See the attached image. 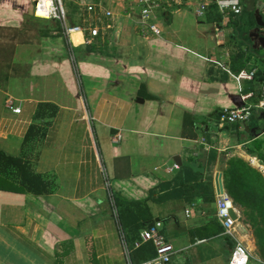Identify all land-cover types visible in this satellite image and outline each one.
<instances>
[{
  "label": "crops",
  "instance_id": "0c3cea01",
  "mask_svg": "<svg viewBox=\"0 0 264 264\" xmlns=\"http://www.w3.org/2000/svg\"><path fill=\"white\" fill-rule=\"evenodd\" d=\"M133 1L65 0L71 25H83L85 3L113 11L94 21L98 35L67 37L58 19L34 16V0H0V151L27 163L45 186L0 189V264H140L155 256L151 241L136 246L148 218L175 248L168 264H227L233 244L223 229L203 236L213 219L222 227L215 175L226 191V160L248 162L258 156L247 149L264 141V110H253L251 131L250 117L218 116L264 82V46L247 45L239 26L253 12L238 0L239 14L209 2L199 15L194 0H176L154 11L153 33L137 22ZM213 11L221 19L210 20ZM237 68L257 75L238 82ZM178 176L211 182L214 201L173 195ZM233 204L248 264H262Z\"/></svg>",
  "mask_w": 264,
  "mask_h": 264
},
{
  "label": "built area",
  "instance_id": "2783aa9c",
  "mask_svg": "<svg viewBox=\"0 0 264 264\" xmlns=\"http://www.w3.org/2000/svg\"><path fill=\"white\" fill-rule=\"evenodd\" d=\"M65 0H34L33 14L35 17L41 18H56L62 24V31L69 37L72 33H81L84 35L85 31L90 36L98 35L100 30L99 26L94 23L95 20L102 21V16L112 17L113 11L110 9L101 10L99 3L89 2L83 4L86 15L82 16V24H69L67 21V11L64 5ZM108 1V0H104ZM176 0H134L138 8L137 22L142 26L157 33V27L152 22L154 18V11L165 4H169ZM197 5V13L203 14L209 2L217 4L220 13L225 14L230 12L232 14H239L242 10V5L238 0H194ZM256 69H241L233 76L238 81L253 80L255 78ZM256 97V102L251 99ZM242 105L235 108H222L218 112L219 120L221 123H233L236 121H246L253 110H264V82L261 83L257 91H247L241 94ZM13 112H20L19 107H14L11 101L8 100L6 104ZM120 135L116 134L113 142H118ZM248 163L254 166L264 177V162L256 156L248 158ZM111 204L115 216H117V208L112 195ZM193 205V204H191ZM234 204L232 198L226 191L216 195V209L215 215L222 225L223 234L227 235L232 240V249L227 264H248L251 254L245 243L239 238L236 233L237 217L233 218L230 210L234 212ZM192 209L187 208L185 214L189 215ZM236 213V212H235ZM151 241L155 246V256L140 264H168L171 256L175 252L174 246L165 240V235L160 229V222H154L151 226L146 227L140 235V242ZM258 261L264 264V260L258 258ZM132 264V263H129Z\"/></svg>",
  "mask_w": 264,
  "mask_h": 264
},
{
  "label": "trees",
  "instance_id": "16d2710c",
  "mask_svg": "<svg viewBox=\"0 0 264 264\" xmlns=\"http://www.w3.org/2000/svg\"><path fill=\"white\" fill-rule=\"evenodd\" d=\"M209 19H221V15L214 12L209 14ZM241 23L239 24L240 30L242 29L244 34L246 31L245 27L250 28L254 25V15ZM245 37L247 38V36ZM239 70L237 68L236 72ZM262 78H264V75ZM246 127L249 131L257 128V115L255 112L251 114ZM253 145L254 147L248 148L247 151L257 155L264 161V141L255 140ZM226 164L227 167L223 169L224 187L233 202L242 208L243 221L250 225L259 257L264 260V177L241 157L232 156L226 160ZM177 180L179 187L173 195L182 197L186 201L192 200L193 197L202 198L205 202L214 201L211 182H202L195 177L190 179L182 176H178ZM0 189L42 193L45 186L41 177L34 173L27 163L0 151ZM146 222L147 226L153 224V221L149 218ZM207 225L215 229L209 231L208 235L203 236L202 234L201 236L203 237H211L222 230V227L219 226L218 221L215 219L211 220Z\"/></svg>",
  "mask_w": 264,
  "mask_h": 264
},
{
  "label": "water",
  "instance_id": "95a60500",
  "mask_svg": "<svg viewBox=\"0 0 264 264\" xmlns=\"http://www.w3.org/2000/svg\"><path fill=\"white\" fill-rule=\"evenodd\" d=\"M261 1V0H260ZM258 0H243V3L246 5L247 10L253 12L255 23L252 27L247 28V31L244 32V36H247L248 41L247 45L250 46V41H252V46L255 47L256 40L262 42V46H264V1L258 4ZM176 165L180 166V158L176 156L174 158ZM175 171V169H173ZM215 189L216 193L219 194L224 191L221 174L217 173L214 177ZM230 214L233 218H236V215L230 210Z\"/></svg>",
  "mask_w": 264,
  "mask_h": 264
}]
</instances>
